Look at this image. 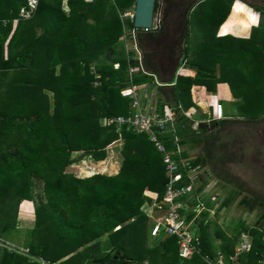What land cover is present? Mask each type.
<instances>
[{"label": "trees", "instance_id": "trees-1", "mask_svg": "<svg viewBox=\"0 0 264 264\" xmlns=\"http://www.w3.org/2000/svg\"><path fill=\"white\" fill-rule=\"evenodd\" d=\"M29 1L0 0V241L6 243L9 234L19 233L22 201L34 203L36 220L25 232L23 247L29 254L0 248V264H41L38 258L51 264H215L213 221L205 209L202 219L196 218L192 226L198 252L190 258L180 257L177 236H157L159 240L150 244L153 236L148 224L151 219L153 224L164 219L169 212L167 205L154 209L152 216L144 210L146 203L162 202L169 181L164 150L157 141L176 162L180 184L188 185L190 166L208 163L211 175L229 190L225 204L241 196L240 205L252 212L264 207V198L253 191L242 196L235 176L215 167L224 169L233 159L230 155L238 150L242 132L228 128V120L201 123L199 130H192L183 114L175 129L161 130L155 139L126 125H105L103 118L132 111L130 99L121 95L122 88L150 83V77L141 71L130 75L129 67L138 63L120 59L122 48L120 61L113 58L126 25L134 27L120 12L133 7L135 0H37L35 8ZM219 1L216 8L221 17L216 25H221L224 35L244 33L256 17L255 11L264 14V8L253 6L254 11L240 0ZM192 7H198V0H156L160 28L138 33L143 67L165 83L173 80L188 57ZM22 12H30L29 17L24 18ZM236 16L249 18L244 25L249 26L235 32L234 25L224 24L226 18ZM220 39L225 44L219 48L223 47L228 58L233 40L243 42L234 68L235 73H241V84H231V89L239 99L240 115L247 123H257L264 119V74L255 67L260 46L255 42L250 46V39L232 35ZM101 49H111V63L117 62L116 67L98 64ZM180 73L176 86L158 88L160 101L175 106L183 100L182 92L189 93L191 99V86L200 82ZM182 102L188 105L186 100ZM226 129L229 132L224 136ZM189 137L204 145L203 155L187 164L177 145ZM118 144L122 148L117 152V174L79 177L67 170L85 156L104 159L107 149ZM207 205L213 210L211 202ZM194 212L189 211L187 222ZM240 228L234 239L221 229L216 231L224 254L234 253ZM251 233L254 243L244 258L246 264H259L264 233L256 227ZM104 238H108L107 249H101Z\"/></svg>", "mask_w": 264, "mask_h": 264}, {"label": "crops", "instance_id": "crops-1", "mask_svg": "<svg viewBox=\"0 0 264 264\" xmlns=\"http://www.w3.org/2000/svg\"><path fill=\"white\" fill-rule=\"evenodd\" d=\"M254 11H255V9H254ZM255 15H256V17L254 18L250 28L248 30H246L244 33H241V34L240 33H231V34H227V35H232L236 39H250V46L253 42L257 43L260 46L259 50H257L258 56H257V59H255L256 60L255 61L256 66L255 67H257L258 71H261V73L264 74V26L262 25V23L264 22V16L261 12H258V11H255ZM125 18H128V17H125ZM129 20H131V19L129 18ZM220 26L215 31L214 42H211L210 45H208V43L205 42L201 46L200 55L198 56V58H199L198 61L197 60L192 61L193 56L191 54L189 56V54H188V57L184 61L185 63L181 64L182 69L180 70V72H184L185 75H188L189 77H192V78L197 77V81L200 82V84H193L191 86V88H190L191 99H188V98H190L189 93L182 92L184 94L183 100H186V104H188L187 106L184 105V103L182 102L183 100H181L180 103L175 105V106L180 105L182 107L181 110L183 112V115H185L187 117L188 121L190 122V125H191L190 127L192 130L198 129L199 124L209 123L212 120H216V121L228 120V121H231V123L228 124V126H227L228 128H230V126H232L233 128L235 126H242V128H245V126L243 124L247 123L245 121L244 117H242L239 113V107L237 104L239 99H236L233 97V93H232V89H231V84H233V85L241 84V79H239L241 76V73L240 72L235 73L236 70L234 71V68H235V66L237 67L238 60L241 58L239 47H241V44L243 42L233 40L234 49L232 52H229V55H230L229 58L227 56H225L226 54L224 53L223 47H220V49L222 51V52H220L219 46L224 41V39H220V38L227 36V35L221 34ZM131 29H133V28L128 27V29H127L128 32L124 34L123 37L126 36V38L124 39V41H125L124 43L121 42L122 37L120 38L119 45L121 44L123 46V48L120 46L119 47L123 49L122 58L124 60L126 59V60L130 61L131 59H133L138 63L137 66H130L129 67V70H131L132 74H133L137 71H141V69H140V62L138 60L137 53L129 50L128 47L126 46V44L130 41L131 42L129 43V46L132 44ZM139 32H142V31L137 32V39L136 40H137L138 46H139V42H138V33ZM142 33H144V32H142ZM206 46H208V47H206ZM139 48H140V46H139ZM211 48L212 49L215 48L214 51H215L216 57H214L213 59L210 58L207 60L206 55L208 53H210ZM204 49L207 50V53H203ZM140 50H141V48H140ZM237 52H239V53H237ZM98 57L100 58V56H98ZM99 58H98V62H99ZM141 58H142V50H141ZM141 64H142V59H141ZM179 67H178V69H179ZM177 70L174 74V78L177 77L176 81L178 79V76L181 74V73L177 74ZM174 78H173V80H174ZM170 82H172V81H170ZM150 83H151V85H150ZM150 83H147V84L150 86V88H152V89L154 88L157 92V88L152 86L153 81L151 78H150ZM176 85H177V82L174 86H176ZM49 94L52 96V93H49ZM158 96H159V98L161 97L159 89H158ZM218 103H222V105H223V117L221 119L216 118V110L215 109H216V105ZM163 104H168V103L163 102ZM168 105H170V104H168ZM170 106L173 107V105H170ZM235 120H241V121H245V122L235 121ZM237 131L242 132L241 133L242 135L240 137H238V140H237L239 143L238 150L230 155V157H232L233 159L231 161H229L228 163H226L227 165H225L224 169L221 168L220 165L215 166L220 171L229 172L230 174H231V172L229 171L228 168H226V166H228L229 163L231 164L233 162V160H236L237 158L239 159L240 157H243L245 155V152H244L245 145L243 144L242 140L240 142H239V140L243 136L247 137L248 133L247 132L244 133L243 130H238V129H237ZM178 138L180 139V137H178ZM191 138L192 137H189V140H187L185 143H183V145H181V151L184 152V159H186L185 161L187 164H190L191 162L195 161L198 156L203 155L202 148H203L204 143L190 140ZM121 148H122V145L118 144V145H114L113 147H110V150H114L116 153L117 152L119 153ZM116 155H118V154H116ZM89 157H91V156H89ZM118 158L119 157L117 156V159H115L116 163L118 164V169H117L116 173H113V174L108 173V175H114V174L118 173V171L120 169V161ZM203 164L204 165L197 164L194 167L190 166V168L188 170V176H190V180L188 181L187 184L190 187V189L188 190V193L185 195L186 197L181 198L179 201V209L182 208L180 213L182 216H184L185 219L189 213L187 208H183V206H185V205L189 206V204H190V208L193 207L192 208L193 211H195V209H197V207L200 206L203 209L210 211V214L215 213V212H213V210L217 207L215 205L213 210H212L211 207H209L207 205L209 202V199H207L205 201L206 203L201 202L202 196L200 197V195L205 193V190H207L209 187H211L212 184L222 186L219 179H216L214 176L211 175L213 172H212V168H211L210 164H208V163H203ZM213 171H214V168H213ZM94 174H96V173L88 175V177L92 176ZM75 175H77V174L75 173ZM231 175H233V174H231ZM79 177H83V176H79ZM190 190H191V192H190ZM226 191H228V190H226ZM149 194L153 195L152 192H150ZM23 202H29L30 204H27V206H26L27 213H23V215H21V208L20 207H21V204ZM210 202H212V200H210ZM22 203L19 206L18 215H21L23 217V219H22V221L20 220V224H19V221L17 220V222H18L17 228L26 232L27 230L32 229L35 225V220L32 219V215H34V213H35L34 212V203L32 201H29V200H24V201H22ZM151 204H153V203H146L144 206V210L146 212H148L150 216H152L151 212L154 211L150 208ZM196 204H199V205H196ZM195 216L196 215H194V217L191 220H193L195 218ZM210 218H211V216H210ZM200 219H202V218H200ZM211 220H212V218H211ZM186 222H187V220H186ZM245 225L246 224H242L241 232L237 237L236 244H235V247L233 250L234 253H231L229 255L224 254L222 251L223 248L221 246L222 240L220 238L215 239V243L213 244V246L216 249V253H217V257L215 259V264H246L247 263V258L245 259L244 255L246 254V252L249 251V249L252 247V245L254 243V236L251 233V230L256 227V228H259L260 232H262V234H263L264 233V220L263 221H260V220L256 221V223L254 225L250 226V228H246ZM242 234L248 235L250 244L248 245L246 250L241 251L243 253L239 256L238 261L237 260L233 261L232 256H234L235 252L237 251L238 247L240 246V244L242 242ZM232 239H234V237ZM6 242L10 243L9 241H6ZM262 252H263L262 257H261L259 264H264L262 262V259L264 257V249ZM243 258L245 259V260H243L244 263L242 261ZM40 259H43V258H40ZM46 262L48 264H51L49 261H46Z\"/></svg>", "mask_w": 264, "mask_h": 264}, {"label": "rangeland", "instance_id": "rangeland-1", "mask_svg": "<svg viewBox=\"0 0 264 264\" xmlns=\"http://www.w3.org/2000/svg\"><path fill=\"white\" fill-rule=\"evenodd\" d=\"M217 1L219 0H198V7L196 9H192V11L189 13V28L190 33L188 34L187 38V46L189 49V56L190 54L193 56L192 61L197 60L198 56L200 55V48L203 45V43L207 42L208 45L211 44V42H214V36L215 31L218 28L217 22L219 21L221 17V13L218 12L216 6ZM236 0H234L235 2ZM247 5L250 6H257L264 8V0H240ZM220 3H224L222 1H219ZM234 2L232 3L231 10L229 15L232 12V7L234 5ZM135 3V2H134ZM135 6V4H134ZM134 6L131 8H128L122 12H120L121 18H125L126 12H133ZM254 10V8H253ZM22 15L24 18L29 17L30 12H22ZM228 15V16H229ZM227 16V17H228ZM264 16V14H263ZM160 19V16H159ZM246 21L250 22L249 18L243 17V16H236V17H229L226 18L224 21V24H232L234 25L232 28L235 29V32H238V27L247 28L248 26H244ZM161 24V21H160ZM230 25V27L232 26ZM264 26V24H263ZM128 26L125 27V33L128 32ZM122 35L121 42H125ZM128 44V43H127ZM221 44H225L222 42ZM117 46V45H116ZM120 47L123 48V46L120 44ZM208 47V46H206ZM115 48L114 57L118 58L116 61L119 60V52L121 51V48L116 50ZM215 49V48H214ZM214 49H210V53L206 55V59H213L216 57ZM220 52L221 49L219 48ZM111 52V55H110ZM105 53V54H104ZM203 53H207V50L204 49ZM100 58L98 64L103 65H109L112 64L111 61L112 58V51L107 50L105 52V49H101L100 52ZM123 59V58H120ZM97 64V63H96ZM118 65L117 62L113 63V66L116 67ZM183 97V96H182ZM159 105L162 106L163 102L160 101V98L158 96ZM245 128H242V126H235L232 129L234 130H243L244 132H247V137L243 136L239 142L242 140L244 147L245 155L243 157L237 158L236 160H233V162L226 168L229 169L231 174L235 176L236 182L238 183V189L239 185H241L242 190V196L250 195V192H254L258 195H260L262 198H264V119L257 122V123H246L243 124ZM232 127V126H231ZM229 131L226 129L223 131V135L227 134ZM113 147V145L111 146ZM117 153L114 150L107 149L105 153L104 159L100 161H95L89 156H85L80 161L74 163L73 165L68 167V171L72 173H76L78 176L88 177V175H91L93 173H102V174H113L116 173L118 169V164L116 163L117 159ZM227 165V164H226ZM104 172V173H103ZM215 185V184H214ZM211 185L207 190H205V193L201 194L202 201L205 202L207 199H209L208 204H210V200H212V204L217 206L213 212L211 213L212 218V227L211 230L213 232V244L215 243L216 238V231L218 229H221L224 231V233L230 237L231 239L234 237V234L238 229H242V224H246V228H250V226L254 225L256 221H263L264 219V207H260L255 209L252 212H249L246 206L240 205L239 201L241 196L237 198V196L233 199H231L228 204H225L226 197L228 196V191L224 189L222 186L219 185ZM231 186L234 187V185L231 184ZM236 187V186H235ZM190 187L187 186V190H189ZM191 192V190H190ZM198 195V194H197ZM193 196V195H192ZM206 203V202H205ZM27 204H30L29 202H23L21 205V215L23 213H27L26 206ZM183 204V203H182ZM181 205V204H180ZM199 205V204H197ZM33 206V205H32ZM25 208V209H24ZM33 208V207H32ZM183 208H187L188 211L192 210L193 207L190 208L189 206L185 205ZM214 208V207H213ZM204 209L202 207H197V212H194L195 215H197L199 218L202 217V211ZM20 214V213H19ZM149 214V213H148ZM151 214H154V212H151ZM21 215H18V221L20 224V220L22 221L23 217ZM186 216V215H185ZM32 219L36 220L35 213L32 215ZM18 226V224H17ZM153 227V220L151 219L150 223L148 224V230L151 231ZM238 228V229H237ZM152 236V235H151ZM165 237V236H164ZM10 244L4 243L0 241V248L7 247L12 252L16 253H23V254H29L27 249L23 247L25 246L26 241V233L25 231L19 229V233H11L8 237H6ZM163 238V237H162ZM212 238V240H213ZM101 243V249H107L108 248V238L102 239ZM159 238L152 237L150 244H155ZM217 242V241H216ZM16 243V244H15ZM217 245V244H216ZM24 248V249H23ZM25 250V251H21ZM2 250L0 249V256L2 254ZM41 262V259L38 258Z\"/></svg>", "mask_w": 264, "mask_h": 264}, {"label": "built area", "instance_id": "built-area-1", "mask_svg": "<svg viewBox=\"0 0 264 264\" xmlns=\"http://www.w3.org/2000/svg\"><path fill=\"white\" fill-rule=\"evenodd\" d=\"M36 3L37 0L29 1V5L31 6V8H35ZM160 14V12L154 14L152 27L150 28L138 29L133 27V29H131L132 44L129 46V43L131 41L126 44L129 50L137 53L141 71L152 79V86L157 88V92L154 88H150L147 83L130 84L129 86L122 88L121 95L125 98L130 99L132 111L128 115H118L109 118H103V122L105 125L114 124L119 127L126 125L128 128H133L138 132H148L151 134L152 138L157 136V132H162L161 130H163L164 132L165 129L167 131L170 127L175 129L179 122L178 117L183 114L181 110L182 107L180 105L172 107L168 104H163L162 106H160L158 101V88L163 86H174L177 82V77H175L172 82L164 83L159 79L157 74L146 71L141 64V50L136 40L137 32H150L152 30L159 29ZM125 17H128L133 21L134 11L131 13L126 12ZM181 69L182 65L177 70V74L180 73ZM131 74L132 71L130 70V75ZM94 84L99 85L100 83L99 81H95ZM215 110L216 118L221 119L223 117L222 103H218ZM157 145L161 150H164L166 173L169 176V181L162 202L153 203L151 204L150 208L152 210L156 208L161 209L163 206L167 205L169 207V212L164 217V219L155 220L151 229V235L153 237L162 235L177 236L180 246V257L190 258L193 252H198V243H195V241H197V236L195 233L196 230L192 227L195 219L198 218V216L196 215L193 220L186 222L184 216L181 215L179 209V201L184 195L188 193V185L179 183V179L181 176L178 174V167L176 162L172 160L170 154L166 151V149H164L160 141H157ZM177 146L178 153L182 152L181 145ZM195 211L197 212V209H195ZM9 244L10 243H8V245ZM249 244L250 241L248 235L242 234V242L235 252L234 256H232L233 261H238L239 256L243 253L241 251L246 250ZM262 262L264 263V257L262 259ZM41 264L48 263L44 259H41Z\"/></svg>", "mask_w": 264, "mask_h": 264}, {"label": "water", "instance_id": "water-1", "mask_svg": "<svg viewBox=\"0 0 264 264\" xmlns=\"http://www.w3.org/2000/svg\"><path fill=\"white\" fill-rule=\"evenodd\" d=\"M155 6L156 0H135L133 20V25L135 28L142 29L152 27ZM193 8L194 7H192L189 12H191Z\"/></svg>", "mask_w": 264, "mask_h": 264}, {"label": "bare ground", "instance_id": "bare-ground-1", "mask_svg": "<svg viewBox=\"0 0 264 264\" xmlns=\"http://www.w3.org/2000/svg\"><path fill=\"white\" fill-rule=\"evenodd\" d=\"M25 209V208H24Z\"/></svg>", "mask_w": 264, "mask_h": 264}]
</instances>
